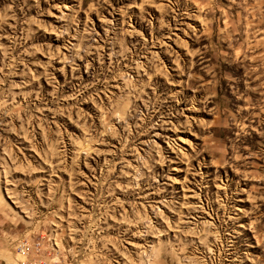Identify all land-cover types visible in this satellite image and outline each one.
<instances>
[{"label":"rangeland","instance_id":"rangeland-1","mask_svg":"<svg viewBox=\"0 0 264 264\" xmlns=\"http://www.w3.org/2000/svg\"><path fill=\"white\" fill-rule=\"evenodd\" d=\"M0 264H264V0H0Z\"/></svg>","mask_w":264,"mask_h":264}]
</instances>
